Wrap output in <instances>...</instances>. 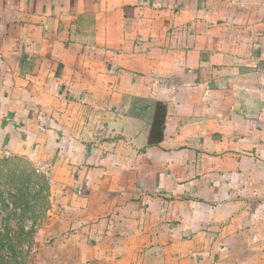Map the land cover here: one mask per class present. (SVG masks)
<instances>
[{"label": "crops", "instance_id": "obj_1", "mask_svg": "<svg viewBox=\"0 0 264 264\" xmlns=\"http://www.w3.org/2000/svg\"><path fill=\"white\" fill-rule=\"evenodd\" d=\"M6 151L29 264H264V0H0Z\"/></svg>", "mask_w": 264, "mask_h": 264}, {"label": "rangeland", "instance_id": "obj_2", "mask_svg": "<svg viewBox=\"0 0 264 264\" xmlns=\"http://www.w3.org/2000/svg\"><path fill=\"white\" fill-rule=\"evenodd\" d=\"M49 180L35 163L0 155V264H29L33 224L49 217Z\"/></svg>", "mask_w": 264, "mask_h": 264}, {"label": "built area", "instance_id": "obj_3", "mask_svg": "<svg viewBox=\"0 0 264 264\" xmlns=\"http://www.w3.org/2000/svg\"><path fill=\"white\" fill-rule=\"evenodd\" d=\"M5 156L9 157L11 154L6 151ZM35 170L37 174L44 176L46 179L50 180L52 177V167L48 162H38L35 164Z\"/></svg>", "mask_w": 264, "mask_h": 264}]
</instances>
